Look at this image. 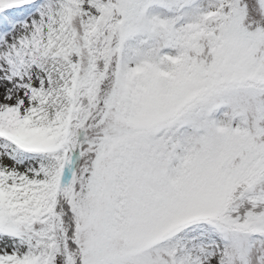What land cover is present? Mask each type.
Instances as JSON below:
<instances>
[{
	"label": "snow or ice",
	"instance_id": "1",
	"mask_svg": "<svg viewBox=\"0 0 264 264\" xmlns=\"http://www.w3.org/2000/svg\"><path fill=\"white\" fill-rule=\"evenodd\" d=\"M0 264H264V0H0Z\"/></svg>",
	"mask_w": 264,
	"mask_h": 264
}]
</instances>
